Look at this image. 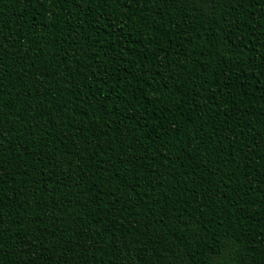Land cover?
Returning a JSON list of instances; mask_svg holds the SVG:
<instances>
[{
    "label": "trees",
    "instance_id": "obj_1",
    "mask_svg": "<svg viewBox=\"0 0 264 264\" xmlns=\"http://www.w3.org/2000/svg\"><path fill=\"white\" fill-rule=\"evenodd\" d=\"M0 264H264V0H0Z\"/></svg>",
    "mask_w": 264,
    "mask_h": 264
}]
</instances>
